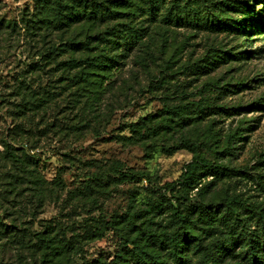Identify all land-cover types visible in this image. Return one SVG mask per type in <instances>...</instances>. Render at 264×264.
I'll return each instance as SVG.
<instances>
[{
	"label": "trees",
	"instance_id": "16d2710c",
	"mask_svg": "<svg viewBox=\"0 0 264 264\" xmlns=\"http://www.w3.org/2000/svg\"><path fill=\"white\" fill-rule=\"evenodd\" d=\"M188 2L185 0V4ZM179 3L180 0H173V9L162 18L158 13L161 0H37L32 9L22 12L18 21L0 20V32L8 29L19 36L23 31L28 36L27 61L17 64L13 77V92L19 102L11 112L12 126L0 134V161L4 164L1 168H10V185L18 190L15 197H22L24 188L30 193L28 202L19 200L11 204L13 214H27L26 207L22 208V204L27 203L33 211L26 223H35L37 205L45 202L56 204L61 200L65 182L60 177L49 181L43 177L39 170L43 159L49 161L51 157H57L63 166L71 161L73 168L78 169L79 165L87 163L92 168L93 161L83 162L74 148L88 137H98L102 123L109 124L116 113L128 108L133 99L144 93L139 89L132 95L124 88L128 83L125 70L129 62L147 67L143 54L152 53L149 49L156 36L172 30L167 26L180 29L182 24H186L192 26L189 27L191 29L203 26L209 31L222 32L233 25L220 15L217 17L211 8H193L191 5L184 8L179 7ZM241 6L247 5L243 1L237 2V7L233 3H225L228 11H241ZM157 16L167 26L157 25ZM219 55L213 51L200 61L182 63L177 68V75L189 72L209 75L218 67L216 64L226 60L227 55ZM213 86L214 82L204 84L205 89L194 99L185 97L194 95L189 94L185 87H179L171 94L173 101L165 105L167 111L164 115L141 119L131 125L130 132L141 141H156L159 136L167 138L182 134L180 141L188 144L189 127L220 110L216 102L210 101L212 97L207 92ZM214 87L219 90L218 86ZM189 110L195 112L193 117L184 115ZM122 139L132 140L131 137ZM218 142L217 139L211 147L215 152L220 149ZM231 144L226 141L221 155L229 154ZM178 149L174 147L171 151ZM167 152L170 153L168 149ZM217 174L224 176L223 166L194 160L184 167L177 180L164 185L165 191L181 196L167 199L160 194L161 200L156 199L150 206L154 210L169 207L168 222L173 229L167 230L163 226L152 229L147 224L134 237L126 231L123 238L125 248H130L127 249L130 264H192L190 248L193 254L199 255V264H229L226 260L230 257L238 259L241 264H264V232L260 238H255L240 229L235 239L242 244L240 252H236V245L221 235V230L215 225L216 221L222 223L233 235L239 230L235 222H243L239 219L240 205L237 206L236 196L202 197L204 189L211 184L203 179L217 177ZM116 176L124 180L152 182L148 173L140 171L125 175L121 165L115 163L105 174L95 173L86 178L82 198L93 191L104 194L112 180L118 179ZM194 190L196 194L192 195ZM96 203L91 195L84 201L88 207ZM79 208L74 206L71 212L76 214ZM90 214L91 209L86 215ZM232 216L235 221L230 220ZM17 218L0 228V249L8 245V242H2V236L8 234L10 244H17L21 250L31 248L30 253L35 257L42 249L44 264H75L84 246L81 239L92 235L103 237L101 232L90 231L86 225L83 227L89 218H83L82 222L71 221L69 212L65 221H44L41 230L33 231L37 241L32 243L26 239V234L20 235L26 229L23 227L26 223L22 224ZM80 229L83 233H79ZM87 264L126 263L99 260Z\"/></svg>",
	"mask_w": 264,
	"mask_h": 264
},
{
	"label": "rangeland",
	"instance_id": "374dc122",
	"mask_svg": "<svg viewBox=\"0 0 264 264\" xmlns=\"http://www.w3.org/2000/svg\"><path fill=\"white\" fill-rule=\"evenodd\" d=\"M172 1L161 0L159 17L161 14L162 18L169 14L173 9ZM240 1L247 5L241 6V11L226 10L225 3H233L237 7V2ZM36 2L37 0H0V20L18 21L22 12L27 8L32 9ZM186 5L211 8L217 17L220 15L233 25L222 32L209 31L203 26L191 29L189 27L192 26L186 24L176 29L164 24L157 16V25L167 26L172 30L164 34L165 37L156 36L154 42H151L149 50L152 53L143 54L147 67L129 62L125 70L128 83L124 88L132 95L139 89H143L144 93L133 99L128 108L116 113L109 124L102 123L98 137H88L76 145L74 151L83 162L93 161L92 168L87 166L88 163L79 165L78 169L73 168L71 161L63 166L57 157H51L49 161L43 159L39 165L43 177L48 181L62 178L66 189L61 192V200L56 204L45 202L41 206L37 205V222L26 223L33 211L27 203L22 204V208L26 207L27 214H13L11 204L19 200L28 202L30 193L24 188L23 196L18 199L15 197L18 190L10 185V168H1L4 164L0 161V228L18 217V221L26 223L23 225L26 229L20 235L26 234V239L35 243L37 240L33 237V231L41 230L44 221H65V215L70 212L71 221L82 222L83 218H89L83 227L86 225L90 231H99L103 236L99 238L92 235L81 239L80 243H84V246L75 264L95 263L99 260L130 264L132 262L127 250L130 248L124 246V233L127 231L134 237L147 224L152 229L163 226L172 230L168 222L170 208L154 210L150 203H155L156 199L161 200L160 194H164L167 199L180 197V194L165 191L164 185L177 180L188 163L205 160L223 166L225 174L203 179L205 183L211 184L204 189L202 197L219 199L228 194L236 196L237 206L240 205L238 214L243 222H235L239 230L231 235L225 225L216 221L215 225H218L221 235L236 245V252H240L242 244L235 239L240 229L252 237H261L264 232V3L263 0H189L185 4V0H180L178 6L185 8ZM27 41L26 32L22 31L19 36L8 29L0 32V134L13 123L11 112L19 102L18 96L13 92V77L17 72V64L27 61ZM213 51L219 52V56H227L226 60L216 64L218 67L209 75L199 72L195 75L190 72L177 75L179 65L200 61ZM213 82L219 90L213 89V86L207 92L212 97L210 101L216 102L220 110L189 127L188 144L180 141L182 134L169 135L167 138L159 136L156 141H141L130 132L131 125L139 123L141 119L164 115L167 111L165 105L173 101L174 96L171 94L179 87H185L189 94L194 95L185 97L194 99L195 95L205 89L204 84ZM194 113L189 110L184 115L193 117ZM123 137H131L132 140L125 141ZM217 139L220 149L215 152L211 147ZM227 140L232 142L231 151L227 155H221ZM174 147L179 149L173 152L171 149ZM115 163L121 165L125 175L140 171L148 173L152 182L144 179L124 180L121 176H116L120 180H112L104 189V194L93 191L82 198L86 178L95 173L105 174ZM195 192L196 190L191 194L195 195ZM90 195L97 203L88 207L84 205V201ZM74 206L81 208L76 214L71 212ZM89 209L92 214L86 215ZM230 220L235 221V217L232 216ZM129 221L132 222L131 225ZM82 231L80 229L79 233H83ZM7 237L8 234L2 236V242H8V245L0 249V264H44L42 249L37 251L35 257L30 253L31 248L21 250L17 244H10ZM191 250L190 248L189 257L192 264H199V255L193 254ZM226 261L229 264H241L238 259L233 260L231 257Z\"/></svg>",
	"mask_w": 264,
	"mask_h": 264
}]
</instances>
